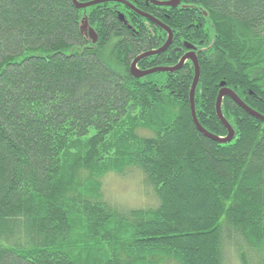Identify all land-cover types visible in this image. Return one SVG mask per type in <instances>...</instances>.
<instances>
[{
	"label": "trees",
	"instance_id": "obj_1",
	"mask_svg": "<svg viewBox=\"0 0 264 264\" xmlns=\"http://www.w3.org/2000/svg\"><path fill=\"white\" fill-rule=\"evenodd\" d=\"M95 0H77L87 3ZM0 0V264H264V0ZM169 1V0H157ZM96 39L93 43L89 32ZM199 51V52H198ZM221 83L223 86H221ZM135 170L155 207L101 178ZM226 256L225 259V255Z\"/></svg>",
	"mask_w": 264,
	"mask_h": 264
},
{
	"label": "water",
	"instance_id": "obj_2",
	"mask_svg": "<svg viewBox=\"0 0 264 264\" xmlns=\"http://www.w3.org/2000/svg\"><path fill=\"white\" fill-rule=\"evenodd\" d=\"M72 2L74 4V6H76V8H79V9H84L85 7H89V6H93L95 4L101 3V1H98V0H95V1L87 3V4L78 3L77 0H72ZM152 3L155 5L176 7L178 5V0H173V1L167 2V3H156L154 1H152ZM131 9L134 10V8H132V7H131ZM139 14L142 15L143 17L147 18L148 20L154 22L158 26L162 27L168 33V40H167L166 44L163 47H161L159 50L146 52V53L138 56L132 62L131 74L134 78L140 79L142 77H145L147 75L157 73V72H171V71H174V70L180 68V66H182L186 61H190V62H192L193 67H194V80H193V83L191 86L190 96H189L191 117H192V120H193V123H194L196 129L203 136H205V137H207V138H209L215 142H218V143H227V142H230L232 140V138L234 136V132H233L232 128L229 126V124L225 121V119L223 118L222 113H221V101H222V98L225 96L230 97L232 100H234V102L240 108H242L248 115H250V116H252V117H254V118H256L259 121L264 123V117L263 116L257 114L256 112H254L253 110L248 108L230 90L223 88L220 90V92L217 96V100L215 103V111H216L217 118L219 119L221 124L227 129L228 135L225 138H217V137L207 133L204 129H202L196 120L195 110H194V102H193L195 88H196V85H197V82L199 79V66H198V62H197V58H196V55L194 53V50L192 49V47L188 46L190 51L181 58L179 64L174 68H154V69L147 70V71H141V70L137 69L136 64L138 63V61H140L143 58L151 57V56L159 54L160 52H163L169 46L171 39H172V33L170 32V30L167 27H165L163 24H161L159 21H157L156 19L152 18L149 15H146L143 13H139ZM89 37L93 38V33L91 31L89 32ZM92 40H93L92 42L95 43L96 39L93 38ZM221 85H223V84L221 83Z\"/></svg>",
	"mask_w": 264,
	"mask_h": 264
},
{
	"label": "rangeland",
	"instance_id": "obj_3",
	"mask_svg": "<svg viewBox=\"0 0 264 264\" xmlns=\"http://www.w3.org/2000/svg\"><path fill=\"white\" fill-rule=\"evenodd\" d=\"M130 171L124 177L109 173L101 178V190L104 200L111 199L113 205L120 207L119 209L155 207L157 201L154 194L142 185V177L137 171L133 169ZM227 255H225V259ZM223 264H239V262H236V259L229 255Z\"/></svg>",
	"mask_w": 264,
	"mask_h": 264
},
{
	"label": "bare ground",
	"instance_id": "obj_4",
	"mask_svg": "<svg viewBox=\"0 0 264 264\" xmlns=\"http://www.w3.org/2000/svg\"><path fill=\"white\" fill-rule=\"evenodd\" d=\"M98 1H101V3H104V2H116V3H120V4H123L124 6H126V7H128L129 9H131V7L133 8V6L132 5H130L128 2H126V1H124V0H98ZM150 4H152V5H154V6H157V7H168V6H161V5H155V4H153L152 3V1H154V2H156V3H167V2H171V1H173V0H169V1H157V0H147ZM91 2H93V1H91ZM87 3H90V2H87ZM87 3H82V4H87ZM178 5H179V0H178ZM177 5V6H178ZM176 6V7H177ZM89 7H91V6H89ZM176 7H170V8H176ZM85 8H88V7H85ZM84 8V9H85ZM167 40H168V37H167ZM167 40H166V42H167ZM166 42H165V44H166ZM164 44V45H165ZM163 45V46H164ZM131 66H132V64H131ZM130 71H131V68H130ZM157 73H161V72H157ZM154 74V73H153ZM151 75V74H150ZM148 76V75H147ZM146 77V76H145ZM143 78V77H142ZM221 86H223V85H221ZM255 112V111H254ZM264 117V116H263Z\"/></svg>",
	"mask_w": 264,
	"mask_h": 264
},
{
	"label": "flooded vegetation",
	"instance_id": "obj_5",
	"mask_svg": "<svg viewBox=\"0 0 264 264\" xmlns=\"http://www.w3.org/2000/svg\"><path fill=\"white\" fill-rule=\"evenodd\" d=\"M189 47H191V46H189ZM192 49L194 50V53H195V55H196V53H197V51L192 47ZM199 52V51H198ZM188 53V52H187ZM197 58V57H196ZM181 60V59H180ZM180 62V61H179Z\"/></svg>",
	"mask_w": 264,
	"mask_h": 264
}]
</instances>
